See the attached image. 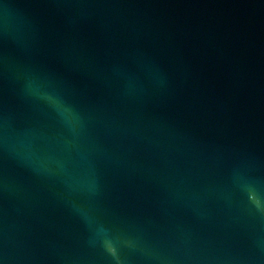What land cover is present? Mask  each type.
Segmentation results:
<instances>
[{
    "label": "water",
    "instance_id": "obj_1",
    "mask_svg": "<svg viewBox=\"0 0 264 264\" xmlns=\"http://www.w3.org/2000/svg\"><path fill=\"white\" fill-rule=\"evenodd\" d=\"M0 264H264V0H0Z\"/></svg>",
    "mask_w": 264,
    "mask_h": 264
}]
</instances>
